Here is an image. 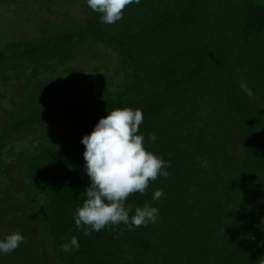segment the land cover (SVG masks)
Returning <instances> with one entry per match:
<instances>
[{"label": "trees", "instance_id": "1", "mask_svg": "<svg viewBox=\"0 0 264 264\" xmlns=\"http://www.w3.org/2000/svg\"><path fill=\"white\" fill-rule=\"evenodd\" d=\"M33 1L51 24L0 49V87L13 84L0 93V238L24 236L0 264H264V0H138L112 24L85 0ZM98 54L120 66L112 88L61 76ZM123 107L141 109L145 147L169 172L124 204L149 201L158 221L84 236L79 140ZM73 235L78 250L61 251Z\"/></svg>", "mask_w": 264, "mask_h": 264}, {"label": "clouds", "instance_id": "2", "mask_svg": "<svg viewBox=\"0 0 264 264\" xmlns=\"http://www.w3.org/2000/svg\"><path fill=\"white\" fill-rule=\"evenodd\" d=\"M138 0H85L86 5L99 13V19L112 24L121 19L122 9ZM143 116L140 108H113L98 118L87 134L80 137L83 170L89 183L83 189L84 199L72 212L75 227L87 236L90 231L123 223L129 230L156 223L158 209L149 201L135 208L126 207L130 193L143 194L149 181L157 175L167 177L168 161L145 147L144 135L138 131ZM155 135L149 133L148 141ZM163 190L152 191V201H157ZM131 212V215L129 214ZM24 241L19 231L0 238V254L12 252ZM79 242L75 235L60 244L61 251H75Z\"/></svg>", "mask_w": 264, "mask_h": 264}, {"label": "rangeland", "instance_id": "3", "mask_svg": "<svg viewBox=\"0 0 264 264\" xmlns=\"http://www.w3.org/2000/svg\"><path fill=\"white\" fill-rule=\"evenodd\" d=\"M35 3L37 2L33 0H0V49L3 48L5 41L11 35L13 36L12 40L25 39L27 36H38V25L36 24L39 20H42L44 25L51 24L50 14H42L40 4ZM56 7L57 5L54 9ZM68 10L80 14L81 9L75 3ZM102 61L101 54H98L95 58L81 57L80 60H75L69 64L66 67L69 71L62 73L61 76L74 78V83L79 87L93 86L101 91L107 90L110 86L112 88V85L119 79L120 66L117 62L114 64V59H107L108 69L105 71ZM71 68L72 71H70ZM56 80H60V78H56ZM12 85H9L5 92L0 87V93L3 92L4 95L8 96ZM9 111L10 107L3 103V108L0 109V126L4 121V113L7 114ZM28 135L29 132L18 136L24 139L23 145L28 143Z\"/></svg>", "mask_w": 264, "mask_h": 264}]
</instances>
